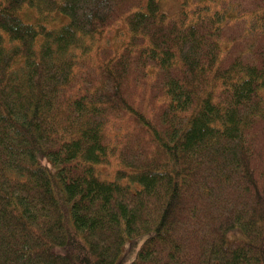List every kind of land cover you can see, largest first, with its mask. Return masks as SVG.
<instances>
[{"label": "trees", "instance_id": "obj_1", "mask_svg": "<svg viewBox=\"0 0 264 264\" xmlns=\"http://www.w3.org/2000/svg\"><path fill=\"white\" fill-rule=\"evenodd\" d=\"M163 1L0 0V264H264V0Z\"/></svg>", "mask_w": 264, "mask_h": 264}, {"label": "rangeland", "instance_id": "obj_2", "mask_svg": "<svg viewBox=\"0 0 264 264\" xmlns=\"http://www.w3.org/2000/svg\"><path fill=\"white\" fill-rule=\"evenodd\" d=\"M179 0H164L162 3L163 10L167 13H176L179 10ZM31 17H33L31 15ZM58 27L56 24H54ZM123 33H118L117 35H109L108 42L111 44H115ZM108 172L105 170V174ZM108 175V174H107ZM151 234L145 233L144 235H140L134 237L133 239H129L124 243V248L122 253L119 256V259L116 264H132L137 257V252L141 248L142 244L145 242L147 238H149Z\"/></svg>", "mask_w": 264, "mask_h": 264}]
</instances>
